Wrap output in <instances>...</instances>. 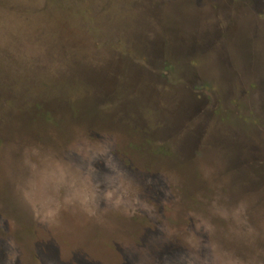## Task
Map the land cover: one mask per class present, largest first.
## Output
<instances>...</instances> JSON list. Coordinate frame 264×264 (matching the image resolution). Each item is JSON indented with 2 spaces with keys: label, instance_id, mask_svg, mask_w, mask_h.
<instances>
[{
  "label": "rangeland",
  "instance_id": "rangeland-1",
  "mask_svg": "<svg viewBox=\"0 0 264 264\" xmlns=\"http://www.w3.org/2000/svg\"><path fill=\"white\" fill-rule=\"evenodd\" d=\"M244 1L0 0V264H264Z\"/></svg>",
  "mask_w": 264,
  "mask_h": 264
},
{
  "label": "flooded vegetation",
  "instance_id": "flooded-vegetation-1",
  "mask_svg": "<svg viewBox=\"0 0 264 264\" xmlns=\"http://www.w3.org/2000/svg\"><path fill=\"white\" fill-rule=\"evenodd\" d=\"M246 1H244V4L238 3L237 5H232L233 10H232V17H235L236 21L244 20L248 26V24L252 23V29L249 27V32L252 31L254 34V37L258 39V46H261L262 44L264 45V0H258V3L256 0H248L247 3L245 4ZM251 3L250 6H253L254 9H251L249 7V4ZM248 7V8H247ZM231 17V18H232ZM257 62V61H256ZM249 70L252 71L251 74H253L258 81V87L260 90V94H262V106H261V112L263 113L262 116V121L260 122L261 126V134L264 135V67L260 65H251L249 67ZM261 97V96H260ZM249 108L248 112L252 114V111Z\"/></svg>",
  "mask_w": 264,
  "mask_h": 264
}]
</instances>
